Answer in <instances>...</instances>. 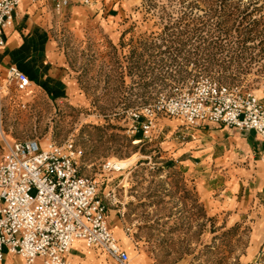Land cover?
Wrapping results in <instances>:
<instances>
[{
  "label": "rangeland",
  "instance_id": "374dc122",
  "mask_svg": "<svg viewBox=\"0 0 264 264\" xmlns=\"http://www.w3.org/2000/svg\"><path fill=\"white\" fill-rule=\"evenodd\" d=\"M70 9L52 28L68 94L20 92L0 74V163L6 141H72L131 264H264V191L257 196L245 154L231 146L247 137L166 114L152 136L131 130L134 111L203 77L264 104V0H93ZM126 160L123 171L110 166ZM82 253L116 264L84 242Z\"/></svg>",
  "mask_w": 264,
  "mask_h": 264
},
{
  "label": "built area",
  "instance_id": "2783aa9c",
  "mask_svg": "<svg viewBox=\"0 0 264 264\" xmlns=\"http://www.w3.org/2000/svg\"><path fill=\"white\" fill-rule=\"evenodd\" d=\"M23 1L0 0V49L6 46V32ZM74 1L91 4V0H57L56 8L62 10ZM7 82L20 92L32 85L17 65L8 68ZM161 114L198 128L207 123L225 125L254 133L264 142L263 102L241 87L207 77L176 85L155 104L134 111L131 130L152 136ZM84 154L72 141L47 148L38 139L6 141V156L0 163V261L7 252L21 257L24 264L38 260L67 264L73 245L82 241L88 248L103 250L116 264H130L129 253L108 225L97 182L81 174Z\"/></svg>",
  "mask_w": 264,
  "mask_h": 264
},
{
  "label": "crops",
  "instance_id": "0c3cea01",
  "mask_svg": "<svg viewBox=\"0 0 264 264\" xmlns=\"http://www.w3.org/2000/svg\"><path fill=\"white\" fill-rule=\"evenodd\" d=\"M74 2L76 3V1ZM92 2L93 0H91ZM72 4L62 10H58L56 8L57 0H41L37 3L24 0L17 9L13 27L6 32V46L0 49V74L7 77L8 68L12 65H17L29 76L32 82L31 87L35 86L40 89L42 87L45 89L50 88V91L54 93L68 94L72 89L70 85L71 77L68 72L56 68L57 61L53 50L54 39L52 28L54 16L56 14L62 16L63 12L66 14L67 12L70 13ZM92 6H88V8L91 9ZM73 8V14L76 12L75 14L78 15L85 12L83 9L80 10L81 7H76V10L75 7ZM209 125L212 127H222L219 124L211 123ZM224 128H221L222 132L226 129L230 130V127ZM240 133L247 137L246 141L244 142L237 138L231 146L234 150L238 146L241 152L245 154L240 156L245 161L243 171L249 174L247 177L251 175L254 179L252 181L254 182V189L257 190L258 196L264 191V142L254 133ZM193 146L195 145L190 144L188 147L191 149L186 147L183 150H186L185 153H191L194 148ZM234 154L236 153L234 152ZM249 166H252V169ZM244 181L242 180V184L240 185L241 189L245 184ZM82 243H79L81 248L78 247L77 249L73 245L67 257V264H102L101 259L95 258L94 255H81L83 251ZM0 264H24V260L17 255L5 252L4 259L0 261Z\"/></svg>",
  "mask_w": 264,
  "mask_h": 264
},
{
  "label": "bare ground",
  "instance_id": "6f19581e",
  "mask_svg": "<svg viewBox=\"0 0 264 264\" xmlns=\"http://www.w3.org/2000/svg\"><path fill=\"white\" fill-rule=\"evenodd\" d=\"M5 96V90L4 88H2L0 90V103H1V100L4 98ZM260 97V96H259ZM261 98V97H260ZM1 131L3 134H5V132L3 131V128H1ZM131 164V160H126V161H114V162H111L110 163V166L115 169L116 171H123L125 169H127L129 167V165ZM115 236V235H114ZM116 238V237H115ZM117 239V238H116ZM118 240V239H117ZM119 241V240H118ZM79 243H82V242H79ZM79 243L78 241L75 242L74 244V248L77 249L79 246ZM120 243V242H119ZM83 244V243H82ZM121 245V243H120ZM122 246V245H121ZM81 248V247H80ZM130 264H131V259H130Z\"/></svg>",
  "mask_w": 264,
  "mask_h": 264
}]
</instances>
